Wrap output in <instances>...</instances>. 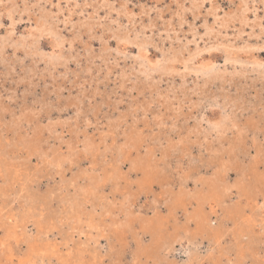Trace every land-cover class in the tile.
<instances>
[{"label":"rangeland","instance_id":"374dc122","mask_svg":"<svg viewBox=\"0 0 264 264\" xmlns=\"http://www.w3.org/2000/svg\"><path fill=\"white\" fill-rule=\"evenodd\" d=\"M0 264H264V0H0Z\"/></svg>","mask_w":264,"mask_h":264},{"label":"bare ground","instance_id":"6f19581e","mask_svg":"<svg viewBox=\"0 0 264 264\" xmlns=\"http://www.w3.org/2000/svg\"><path fill=\"white\" fill-rule=\"evenodd\" d=\"M209 71V70H208ZM208 71H206V73H209ZM211 71V70H210ZM211 73V72H210Z\"/></svg>","mask_w":264,"mask_h":264}]
</instances>
